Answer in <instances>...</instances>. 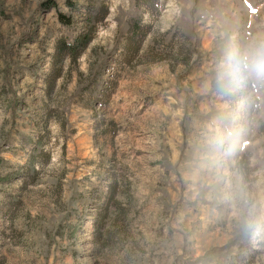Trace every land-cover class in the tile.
Listing matches in <instances>:
<instances>
[{"label": "rangeland", "instance_id": "374dc122", "mask_svg": "<svg viewBox=\"0 0 264 264\" xmlns=\"http://www.w3.org/2000/svg\"><path fill=\"white\" fill-rule=\"evenodd\" d=\"M44 1L0 0V264H264V85L210 86L264 0Z\"/></svg>", "mask_w": 264, "mask_h": 264}, {"label": "clouds", "instance_id": "9594fccd", "mask_svg": "<svg viewBox=\"0 0 264 264\" xmlns=\"http://www.w3.org/2000/svg\"><path fill=\"white\" fill-rule=\"evenodd\" d=\"M249 83L264 85V35L230 40L215 62L210 86L234 94ZM248 226L264 234V198L253 207Z\"/></svg>", "mask_w": 264, "mask_h": 264}, {"label": "trees", "instance_id": "16d2710c", "mask_svg": "<svg viewBox=\"0 0 264 264\" xmlns=\"http://www.w3.org/2000/svg\"><path fill=\"white\" fill-rule=\"evenodd\" d=\"M66 4L71 6L73 9L77 8V5L72 0H66ZM42 7L45 10H49L51 7L53 8L57 6L55 0H45L44 2H42ZM58 18L62 23H70L71 21L70 17L66 14H63L62 12L58 13ZM91 39L92 33L90 31H83L70 42L61 40L57 44L58 54L63 58L70 57L74 59L84 51Z\"/></svg>", "mask_w": 264, "mask_h": 264}]
</instances>
